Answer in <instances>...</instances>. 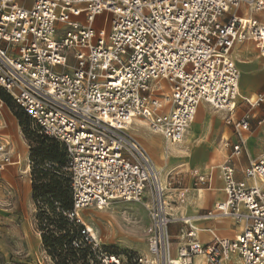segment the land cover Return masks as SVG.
<instances>
[{
    "label": "built area",
    "instance_id": "obj_1",
    "mask_svg": "<svg viewBox=\"0 0 264 264\" xmlns=\"http://www.w3.org/2000/svg\"><path fill=\"white\" fill-rule=\"evenodd\" d=\"M105 14L110 21L100 26ZM246 41L264 56V0H0V89L66 156L71 206L52 195L36 199L38 264H193L201 255L208 264L231 256L264 264V191L253 182L264 186V158L250 161L242 179L234 165L220 167L226 197L200 217L242 227L233 240L201 244L184 220L176 238L168 232L174 220L158 172L129 133L144 121L177 144L205 104L222 112L237 136L230 157L239 155L252 119L264 129V118L253 115L264 110V91L240 98L231 58ZM4 117L0 99V173L18 165ZM195 178V186L211 181ZM145 192L149 256L105 246L84 211L140 203ZM56 218L63 228L54 227ZM59 236L68 241L56 250L44 242Z\"/></svg>",
    "mask_w": 264,
    "mask_h": 264
},
{
    "label": "rangeland",
    "instance_id": "obj_2",
    "mask_svg": "<svg viewBox=\"0 0 264 264\" xmlns=\"http://www.w3.org/2000/svg\"><path fill=\"white\" fill-rule=\"evenodd\" d=\"M106 19V20H105ZM106 21L108 24L110 21L109 15H103L102 18L99 21V25L102 26V24ZM255 50V49H254ZM256 51V50H255ZM262 56V55H261ZM0 92L2 90L0 89ZM255 95V94H253ZM252 96V95H251ZM250 96V97H251ZM249 98V97H245ZM2 100V99H1ZM3 101V100H2ZM247 108L246 105H244V109ZM204 111L202 108H200L197 111V114L192 121L193 124L201 125L202 121H208L211 119V117L216 118V116L219 115L218 121L214 124H211L208 126V133L206 136L201 139V142L205 141V144L207 145L209 155L207 162L202 166L199 167V169H189L191 166L187 164L188 162V154L189 148H185V151H181V147L179 149L170 150L168 154L166 155V161L169 165V174L163 173L165 176V179L167 180L166 187L171 189L169 190L170 197L173 201H175V204H171L168 207L169 208V215H172L171 210H175L174 207L178 206L184 199V195L188 192H192V190L196 189H205L207 187L206 184H200L195 186L194 182L196 181L195 176L199 174H203L204 170L210 171V168L213 167V174H214V180L211 185V188L216 187L215 184L217 181L216 173L218 174L219 166L224 164H231L234 165L236 161V157L238 155H235L233 157H230L232 146L236 143L237 136H231V134L228 132V130L224 127L221 118L222 115L215 112L213 109H211L209 106L205 108ZM241 109V108H239ZM241 109V110H244ZM261 108H255L253 110V115H255V112H257ZM3 110L5 112V125H4V132L8 135V138L10 139L12 146L14 147V160H17V158L20 156V162L18 165L12 166L14 170V180H16L18 186L15 188V190H10L8 186H6L5 183L0 181V214L1 212H4L5 209H11L13 211V206L16 208V212L20 210V205L18 203V200L16 199L19 195L22 196L25 192V188L27 187V190H32L33 186L39 185V182H37V176H38V167L40 165H43L44 169H47V178L42 179L40 182L50 184L51 181L48 180L51 178V180H54L55 176L57 179L62 183V186L64 187V193H65V187L67 185V174L64 171H56V166H51L47 163L39 162V160H31L29 158V152H31V149L35 147V143L33 140V136L40 135V132L35 128H31L29 126L21 127L19 125V120L16 116V114H22L24 115L23 111L20 110L18 107H14L11 103V100L9 101V104L3 101ZM203 113V114H202ZM222 114V113H221ZM257 116V115H255ZM25 120L22 118V121ZM255 120L252 119V129L251 134L253 133L255 128H258L256 125ZM147 124V123H146ZM132 136L138 141V143L142 144L143 147L146 148L145 143H150L152 139H156L157 142L160 143L162 150L164 149V144L160 142V134H155L153 132H150L146 125L144 124H138L134 127V129H130ZM33 133V134H32ZM254 135H256L254 133ZM142 138V139H140ZM141 140V141H140ZM200 139H198L199 141ZM143 141V142H142ZM197 141V143H198ZM226 142H228V146H226ZM180 143V142H179ZM177 143L176 145H180ZM147 149V148H146ZM148 151V150H147ZM166 151V150H164ZM224 153V156L221 157V153ZM149 153V152H148ZM190 153V152H189ZM150 158L152 161H154V157L151 153ZM156 157V156H155ZM158 159V157H156ZM243 159L244 156H243ZM31 161L33 164L32 169L30 168L28 171L25 172L27 168V162ZM154 161L156 168L158 171H163L165 169V163ZM245 163H248V160L245 159ZM186 165V167H182ZM189 169V170H188ZM31 170V172H30ZM25 172V173H24ZM161 179V178H160ZM29 180L31 182V186L29 184ZM33 180L36 181L33 182ZM220 181V178L217 182ZM220 183V182H219ZM206 191V190H205ZM215 193V192H214ZM142 200L140 203H120L116 202L113 204H110L108 208L97 211L95 209H90L87 211H84L85 217L89 222H95L94 225L98 230V233L100 234V238L102 242L105 244V246H116L119 249H133L134 251L138 252L140 255L145 254V247H144V238L146 235H148L146 231L147 227V206L150 203V197H148L147 192H145L142 196ZM46 203V202H45ZM36 201L32 203V198L29 201H24L22 203L21 208L26 213V218L28 219V225L29 222H33V230L35 234V221L37 220V216L35 214V205ZM48 208H50L49 204ZM167 208V209H168ZM210 210V209H208ZM205 211H200V215H204ZM124 212V213H122ZM177 218V216L174 217V219H180ZM192 220V219H191ZM220 220H230L229 219H220ZM181 221V225L183 224V219L177 220ZM4 222L2 219H0V239H2V235L5 233L4 231ZM180 225V224H179ZM34 236V235H33ZM38 239V236L36 237ZM39 240V239H38ZM45 242V241H44ZM4 243V242H3ZM117 252L120 250H116ZM5 256L0 253V264H5ZM196 261L202 262V264H208L206 262L205 257L197 258ZM195 261V262H196ZM237 262V258L235 256H231L228 260V264H235ZM226 264V261L224 262Z\"/></svg>",
    "mask_w": 264,
    "mask_h": 264
},
{
    "label": "crops",
    "instance_id": "obj_3",
    "mask_svg": "<svg viewBox=\"0 0 264 264\" xmlns=\"http://www.w3.org/2000/svg\"><path fill=\"white\" fill-rule=\"evenodd\" d=\"M231 58L236 61L237 67L240 69V79L238 83L240 96L250 97L253 94L264 91V56H261L260 51L256 49L253 42L246 41L242 44L235 45L232 48ZM206 107L207 105L201 104L198 110L202 108L205 111ZM215 112L222 115L221 114L222 112L219 111H215ZM242 112H243L242 110L238 109L236 116L238 118L241 117ZM255 115H257L255 116L256 118H264V110L259 109L257 112H255ZM218 118L219 115L216 116L215 120L213 117H211V119L208 121L205 122L202 121L201 124L203 126L191 123V125L188 127V130L186 132L185 138L182 141V143H180L179 146L177 145L175 147H172V150L179 149L181 147V151H185V148H189L190 153L187 152L188 162H186L191 166V168L189 169H199V167H202L207 162L209 151L207 145L205 144V141L201 142V139L203 138V136L205 137L206 134L208 133V126L214 124V122L216 123V121H218ZM221 121L223 123L222 118ZM223 125L231 134V136H235V134L232 133V131L225 125V123H223ZM254 133L256 135H254ZM160 137H161L160 142L164 144V147H167V145H176V144H169L168 142H165L163 136L160 135ZM198 139L200 140L198 141ZM236 143H237V139H236ZM145 144L147 149L142 145L141 146L146 150H148L147 152L151 153L154 159L158 161V159L150 151V149H153V147L148 148L149 143H145ZM228 144L229 143L226 142L225 145L228 146ZM153 151L154 153L157 152V150L154 149ZM165 154L168 153L165 151ZM148 156L150 157V154ZM223 156L224 153L222 152L221 157ZM243 156L245 159L248 160V163L250 161L259 158H264L263 127L258 126V128L254 129L252 134L250 133V136L248 137V141L246 143L245 150L242 151L236 157L234 168L236 172L235 177H237L238 179L243 178L242 171L248 166V163L247 164L245 163V159H243ZM159 162L165 163V169L163 171H157L159 172L158 175H160L162 182L164 184H167V180L165 179L163 173L169 174L168 172L169 165L167 161H159ZM182 167H186V165L184 164V166ZM220 167L221 165L219 166L218 174L216 173V177L219 176L217 177V181L220 178L219 181L220 183L216 181L215 183L217 185L216 187L211 188V185L215 178L213 174V167L210 168V171L205 169L203 171L204 173L199 175L210 177L211 181L209 184L206 183L207 187L204 190L199 188L196 190H192V192L186 193L184 195L185 197L182 200V202L178 204V206L174 207L175 210H171L172 213L171 216L174 221L168 227V232L171 234L173 238H176L180 234V231L186 229L187 227L184 223L181 225L182 223L181 221H177L180 219H174L175 216H177V218H179V216H181L180 218L182 217L193 218L199 216L200 211L212 209L219 201L225 199L226 195H224V184H223V179L221 177ZM156 170L158 169L156 168ZM13 173L14 170L12 166L8 167L4 172L0 173V181L5 183L10 190H15V188H17L18 186L16 180L13 179L14 178ZM248 183L251 184L252 181L250 180L248 181ZM29 184L31 186L30 180H29ZM261 186L263 187L262 190L264 191V186L263 185ZM25 189L26 190L23 193V195L22 196L19 195L16 198L20 205V210L16 212V208L13 206L12 208L13 211L11 209H5L3 210L5 211V213L1 212L2 214H0V219H2L5 224L4 225L5 233L2 235L3 238L0 239V253L5 256V260H6L5 264H38V262H41L42 259V255L40 253L41 240L39 237H38L39 240L36 238L37 236L34 234V230L32 229L34 224L32 221H30L28 225V219L26 218V213L21 208V205L22 203H24V201H29V199L31 200L32 198V190L28 191L27 187ZM169 190L171 191V189ZM167 212L169 213V209H167ZM85 214L86 213H84V215ZM220 219H229V218L202 219L194 224V227L196 229L195 232H197V238L201 244H208L214 241L215 239H219V238L233 240L237 236V234L240 233L241 228L239 229V226L237 225L238 224L237 221L235 222L232 219H230L229 221L220 220ZM150 225H151V220L148 215L146 231H148ZM148 239H149V234L146 235L143 241L145 247V254L141 255L146 258L147 256H149V252L147 251ZM110 246L115 247L118 250H122L116 246L113 245ZM123 250L134 251L133 249L130 248ZM235 257L239 261V258L237 256ZM196 259L197 258L194 259L193 264H195ZM199 264H202V262H199Z\"/></svg>",
    "mask_w": 264,
    "mask_h": 264
},
{
    "label": "trees",
    "instance_id": "obj_4",
    "mask_svg": "<svg viewBox=\"0 0 264 264\" xmlns=\"http://www.w3.org/2000/svg\"><path fill=\"white\" fill-rule=\"evenodd\" d=\"M0 99H2L7 104H9V101L11 100L10 96L3 90L2 92H0ZM11 103L15 107L12 100ZM24 115H25V120L22 121ZM24 115L18 113L16 114L19 120V125L21 127L29 126L34 129L36 128L40 132V135L33 136L35 147H33L31 149V152H29V158L31 160L37 159L39 160V162H42L44 164L47 163L53 167L56 166L57 168L56 171L59 172L63 171V168H65L67 164L64 148L61 145H59V143L56 142L54 139L52 140L47 136H45L38 127L32 124V121L25 113ZM28 162L31 165L30 168L32 169L33 164L31 163V161ZM37 171H38L37 172L38 176L36 181L39 182V185L33 186L34 191H32V200L35 202L37 201L36 199L38 197L44 199L47 195H52L54 198L59 199L64 207L66 208L70 207L71 199H70L68 177L66 178L67 185L65 187V193H64V187L62 186V183L57 179L56 176L54 180H51V178L48 179L51 181L50 184L40 182L42 179L47 178V173H46L47 169H44L43 165H40ZM36 181L33 180V182L35 183ZM52 223L54 224L55 228L58 229L63 228L60 219L56 218ZM44 240L46 245L50 246L53 250L54 249L56 250L57 247H61L63 244H65L68 241V237L67 236H59L56 238L46 237L44 238Z\"/></svg>",
    "mask_w": 264,
    "mask_h": 264
},
{
    "label": "bare ground",
    "instance_id": "obj_5",
    "mask_svg": "<svg viewBox=\"0 0 264 264\" xmlns=\"http://www.w3.org/2000/svg\"><path fill=\"white\" fill-rule=\"evenodd\" d=\"M255 15L256 16H258V17H260V15H262V14H259V13H255ZM233 61H234V63H235V65H236V67H237V63H236V61L233 59ZM238 68V67H237ZM238 70H239V79H240V69L238 68ZM239 79H238V83H239ZM238 83H237V86H238ZM239 87V86H238ZM240 95V94H239ZM240 98H245V97H242V96H240ZM216 111V110H215ZM220 112V111H219ZM144 124V125H146L147 126V128H148V130L150 131V132H152V130L150 129V127H149V125H147L146 124V122H144V121H138V120H136V121H134L133 123H132V125L129 127L130 129H134V127L135 126H137L138 124ZM192 123V122H191ZM191 123L187 126V128L185 129V132H184V135H183V137L180 139V143H182V141L184 140V138H185V135H186V132H187V130H188V127L191 125ZM131 132L132 131H130L129 130V133H130V135H132L131 134ZM154 133V132H153ZM133 137V136H132ZM134 138V137H133ZM135 139V138H134ZM140 139H142V138H140ZM136 140V139H135ZM137 141V140H136ZM141 141V140H140ZM138 142V141H137ZM150 143L151 144H148V148H150V147H153V149L154 150H157V152L156 153H154V151H153V149H150V151L154 154V156H156V157H158V159L160 160V161H166V155H165V151L164 150H166V152L168 153V152H170V150L172 149V147H175V146H177V145H167V147H164V149L162 150V147H161V145H160V143L159 142H157V140L156 139H152L151 141H150ZM179 143V144H180ZM142 145V144H141ZM143 149H145V148H143ZM145 151L147 152V150L145 149ZM148 153V152H147ZM149 155V154H148ZM19 162H20V156L18 157V159H17V162H16V164H19ZM27 164H28V162H27ZM28 168H29V164L27 165V168H26V170H25V172L27 173L28 172ZM158 171V170H157ZM24 172V173H25ZM158 174H159V172H158ZM159 179H160V175H159ZM161 180V185H162V189H163V197H164V200H165V203H166V213L169 215V213L167 212V208L170 206V203L173 205V204H175V201H173L172 199H171V197H170V194H169V190H168V188L166 187V184H164L163 182H162V179H160ZM248 181H250V180H248ZM257 186H259L261 189L263 188L261 185V182H259V180H254L253 181ZM259 184H261V185H259ZM165 190H166V193H165ZM169 209V208H168ZM170 217H171V219H173L172 218V216L170 215ZM174 217V216H173ZM180 219H183L185 222H187V223H189L194 229H195V227H194V224L196 223V222H198V221H200V220H202V219H204V218H202V217H200V216H196V217H193V218H191V217H182V218H180ZM192 219V220H191ZM233 220V219H232ZM192 221V222H191ZM238 226H239V229L242 227V222H238V224H237ZM196 230V229H195ZM203 258L204 256L203 255H201V256H199V257H196V258ZM229 260V259H228ZM228 260H226V264H228ZM199 262L200 261H196L195 262V264H199ZM235 264H239V261L237 260V262L235 263Z\"/></svg>",
    "mask_w": 264,
    "mask_h": 264
}]
</instances>
